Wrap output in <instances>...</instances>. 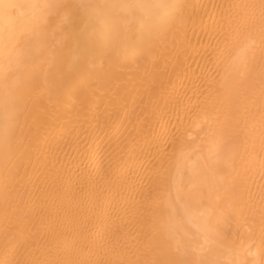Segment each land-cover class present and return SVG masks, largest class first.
I'll list each match as a JSON object with an SVG mask.
<instances>
[{"label": "bare ground", "instance_id": "1", "mask_svg": "<svg viewBox=\"0 0 264 264\" xmlns=\"http://www.w3.org/2000/svg\"><path fill=\"white\" fill-rule=\"evenodd\" d=\"M0 264H264V0H0Z\"/></svg>", "mask_w": 264, "mask_h": 264}]
</instances>
